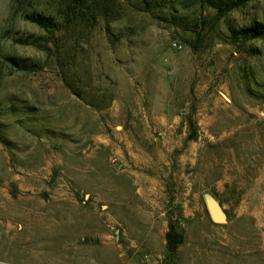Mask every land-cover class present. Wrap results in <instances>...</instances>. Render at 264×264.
<instances>
[{"label":"rangeland","instance_id":"rangeland-1","mask_svg":"<svg viewBox=\"0 0 264 264\" xmlns=\"http://www.w3.org/2000/svg\"><path fill=\"white\" fill-rule=\"evenodd\" d=\"M64 1L28 4L56 15ZM161 1L101 0L47 54L4 36L41 31L0 0V52L41 65L0 59V264H163L169 217L184 234L175 264H264V39L222 40L264 21V0L219 21Z\"/></svg>","mask_w":264,"mask_h":264},{"label":"trees","instance_id":"trees-1","mask_svg":"<svg viewBox=\"0 0 264 264\" xmlns=\"http://www.w3.org/2000/svg\"><path fill=\"white\" fill-rule=\"evenodd\" d=\"M12 13L19 15L23 20L32 23L40 31L41 34L36 33H14L11 30H6L4 36L10 39L14 44L31 45L43 50L47 54L51 52L48 42L53 40L55 32L61 31L67 27L73 18L77 17L78 12L84 9L92 12L97 7L101 0H65L58 4L56 15L46 12L44 9H37L28 3L30 0H11ZM193 4H198L203 7H209L213 10V17L216 21L224 18L230 11L238 9L247 5L254 0H188ZM162 2V3H161ZM161 0H140L141 9L147 12H153L154 9L166 6ZM28 4L29 8H26ZM187 32L197 33L196 29H187L182 25ZM264 39V21H251L246 25L239 27L229 26L227 33L223 34L222 40L229 44H234L238 48H245L246 44L253 40ZM249 50V49H245ZM255 53V49L250 50ZM0 59L11 69L17 71L32 72L41 68L38 61H33L30 58L20 57L13 54H5L0 52ZM66 86L78 97L81 94L77 89L66 80ZM187 126L193 129V122L191 116L188 115L186 119ZM195 138L194 130L188 134V139ZM184 241L183 230L178 221L169 217L168 227L165 233V250L166 257L163 264H175V256L179 246Z\"/></svg>","mask_w":264,"mask_h":264},{"label":"water","instance_id":"water-1","mask_svg":"<svg viewBox=\"0 0 264 264\" xmlns=\"http://www.w3.org/2000/svg\"><path fill=\"white\" fill-rule=\"evenodd\" d=\"M198 26L193 24L185 25L187 29H196ZM204 203L210 220L215 224H224L227 222V214L220 202L210 193L203 194Z\"/></svg>","mask_w":264,"mask_h":264},{"label":"built area","instance_id":"built-area-1","mask_svg":"<svg viewBox=\"0 0 264 264\" xmlns=\"http://www.w3.org/2000/svg\"><path fill=\"white\" fill-rule=\"evenodd\" d=\"M173 45H174V47L177 48V49L181 48V45H180V44L173 43Z\"/></svg>","mask_w":264,"mask_h":264}]
</instances>
